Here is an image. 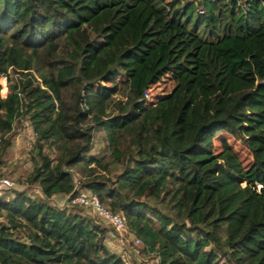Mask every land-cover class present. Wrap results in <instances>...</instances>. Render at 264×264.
Instances as JSON below:
<instances>
[{"label": "trees", "instance_id": "trees-1", "mask_svg": "<svg viewBox=\"0 0 264 264\" xmlns=\"http://www.w3.org/2000/svg\"><path fill=\"white\" fill-rule=\"evenodd\" d=\"M0 78V163L27 120L40 189L0 195V264H125L47 200L79 191L69 168L152 264H264V0H0ZM98 130L104 156L86 153ZM223 131L247 166L214 149Z\"/></svg>", "mask_w": 264, "mask_h": 264}, {"label": "rangeland", "instance_id": "rangeland-1", "mask_svg": "<svg viewBox=\"0 0 264 264\" xmlns=\"http://www.w3.org/2000/svg\"><path fill=\"white\" fill-rule=\"evenodd\" d=\"M100 85H109V83H100ZM173 86L174 82L167 75H161L146 90L147 103H156L160 100V98L168 95ZM1 88V96L6 95L5 78H0V89ZM64 96L67 98L69 97L68 90L64 91ZM12 132L10 144L6 147L4 155L2 156V162L0 163V178L8 179L12 183L8 186H0V195L4 194L6 195V198H10L12 196L11 189L14 188L16 190H22L32 197L40 196V189L37 185H28L24 181L31 168L32 143L34 139V135L27 120L23 118L17 120L13 124ZM92 134L91 145L86 153L96 156L105 155L106 144L103 140L104 132L102 130H98L94 131ZM223 141L231 146L241 159L243 165L247 166L250 163L251 157L245 146L228 131L219 132L213 137L212 143L214 149L218 150ZM48 150L53 152L49 148ZM69 171L72 174L75 189H78L83 193H87V190L80 189L78 184L83 178V174L79 175L76 173L75 168H69ZM100 173L109 180L112 179V172L109 174H103V172ZM61 200L62 198L60 196H53V199L48 201L57 206L58 204L56 202H60ZM58 207H66L69 211H79L88 217L94 218L98 225L104 228V244L111 252L118 255L125 262V264H152V262H155V259L152 261L148 258V256L141 253L139 250V244L130 234H127L126 232L117 233L113 230L111 231V228L105 222L96 218L92 211L84 209L78 205H74L72 207L70 205H58Z\"/></svg>", "mask_w": 264, "mask_h": 264}, {"label": "built area", "instance_id": "built-area-1", "mask_svg": "<svg viewBox=\"0 0 264 264\" xmlns=\"http://www.w3.org/2000/svg\"><path fill=\"white\" fill-rule=\"evenodd\" d=\"M2 88L0 89V97L1 96ZM6 94V93H5ZM143 99L146 100V91L143 92ZM0 141H1V133H0ZM12 182L5 178H0V186H8ZM75 183L73 184V187ZM75 189V187L73 188ZM53 199L52 197H47V200ZM58 205H78L84 209H88L92 211V213L100 220L105 222L107 225L111 226L115 231L121 233L124 231V222L122 218L118 214L110 213L99 201L97 196L94 193H83L78 191L77 193L70 195H64L60 202H56ZM57 205V206H58Z\"/></svg>", "mask_w": 264, "mask_h": 264}]
</instances>
